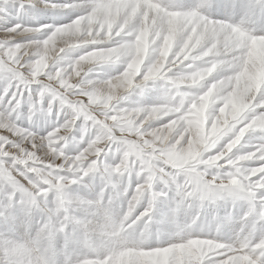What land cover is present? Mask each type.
I'll return each instance as SVG.
<instances>
[{
	"label": "clouds",
	"instance_id": "9594fccd",
	"mask_svg": "<svg viewBox=\"0 0 264 264\" xmlns=\"http://www.w3.org/2000/svg\"><path fill=\"white\" fill-rule=\"evenodd\" d=\"M30 2L0 36V264H264V0Z\"/></svg>",
	"mask_w": 264,
	"mask_h": 264
},
{
	"label": "snow or ice",
	"instance_id": "6c2138e0",
	"mask_svg": "<svg viewBox=\"0 0 264 264\" xmlns=\"http://www.w3.org/2000/svg\"><path fill=\"white\" fill-rule=\"evenodd\" d=\"M13 5L14 10H9V4ZM25 6L28 8L35 9V5L30 2V0H0V19H5L6 22L2 28H0V36H2L5 32L13 29L16 24H20L21 27H29L31 25L25 24L23 22H13L15 17L19 16L22 12L25 11ZM219 11H223L219 9ZM25 96L28 95V91L25 90ZM0 143L6 144V147L11 146L6 142L5 139H0ZM0 159L10 162L11 157H0ZM264 195V190H260L257 192V196ZM19 198V193H17V197Z\"/></svg>",
	"mask_w": 264,
	"mask_h": 264
},
{
	"label": "rangeland",
	"instance_id": "374dc122",
	"mask_svg": "<svg viewBox=\"0 0 264 264\" xmlns=\"http://www.w3.org/2000/svg\"><path fill=\"white\" fill-rule=\"evenodd\" d=\"M8 7L10 11L14 10L13 5L11 3L9 4ZM37 15H40V13L38 12L36 8L33 9V8H28L27 6H25V11L22 12L19 16L15 17L13 22H23L25 24H30V23H33V17ZM29 16L31 19H29ZM5 22H6L5 19H0V28L3 27Z\"/></svg>",
	"mask_w": 264,
	"mask_h": 264
},
{
	"label": "bare ground",
	"instance_id": "6f19581e",
	"mask_svg": "<svg viewBox=\"0 0 264 264\" xmlns=\"http://www.w3.org/2000/svg\"><path fill=\"white\" fill-rule=\"evenodd\" d=\"M29 19H31L30 16H29ZM45 22L51 23L52 21L50 19H48V20H45Z\"/></svg>",
	"mask_w": 264,
	"mask_h": 264
}]
</instances>
